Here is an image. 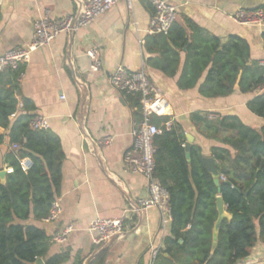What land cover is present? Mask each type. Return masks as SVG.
Instances as JSON below:
<instances>
[{
	"label": "crops",
	"instance_id": "1",
	"mask_svg": "<svg viewBox=\"0 0 264 264\" xmlns=\"http://www.w3.org/2000/svg\"><path fill=\"white\" fill-rule=\"evenodd\" d=\"M168 1L177 8L176 23L187 28V20H192L223 42L231 35L239 36L249 43L254 61L264 59V27L240 25L233 20L240 10L264 6V0ZM74 13L72 0H4L0 6V56L29 45L39 19L46 15L61 19ZM153 14V7L144 0L136 1L132 11L119 3L89 27L72 36H58L50 46L35 52L24 66L23 95L34 103L37 115L48 118L50 130L59 136L65 153L62 192L57 199L62 206L61 217L56 222L32 223L52 238L58 231L74 227L66 243L53 242L49 251V256H53L70 250L69 264L78 253L82 254L84 264H91L103 250L107 251L104 264H151V249L161 244L164 247V240L171 235L172 222L157 209L140 216L130 213L125 237L111 244H95V235L88 231L95 219H119L132 204L149 197L147 181L125 172L124 153L132 146V132L140 122L137 108H132L125 96L110 85V75L118 66L130 71L145 69L150 82L163 96L166 114L161 116L181 123L186 134L193 137L192 145L202 148L204 157H211V148L219 144L206 139L194 125V113H209L211 119L236 115L256 129L264 125V119L247 107L258 96L256 92L237 91L229 97L205 99L199 94L204 78L197 87L181 90L178 80L185 62L184 52L175 77L147 63L157 57L146 48ZM91 48L99 50L102 60L98 73L91 72L92 62L87 56ZM18 99L21 102V97ZM85 129L92 140L111 138V146L98 151V155L92 153ZM10 150L7 138L0 146L1 159ZM4 170L10 171L7 166ZM239 264H264V242H258L250 256Z\"/></svg>",
	"mask_w": 264,
	"mask_h": 264
},
{
	"label": "trees",
	"instance_id": "2",
	"mask_svg": "<svg viewBox=\"0 0 264 264\" xmlns=\"http://www.w3.org/2000/svg\"><path fill=\"white\" fill-rule=\"evenodd\" d=\"M186 24L187 28L175 23L168 35H149L147 51L157 57L147 63L175 77L184 52L178 86L190 90L204 78L199 94L205 99L225 98L237 91L253 93L263 84L264 69L252 59L245 39L231 35L223 42L192 20ZM21 73L24 67L0 73V146L7 138L11 144L3 159L0 155V264H36L39 258L45 264H69L70 250L49 256L53 238L32 223L45 221L61 195L65 153L52 130L31 129L36 107L23 95ZM18 97L23 104L20 111ZM125 98L137 108L138 122H142L140 97ZM247 107L264 119V94ZM191 119L206 139L219 144L211 148L210 156L216 161L220 185L206 169L200 146L192 145L187 159L183 125L169 116L152 115L151 123L161 130L154 138V177L170 195L172 214L171 235L164 240L155 264H239L258 242H264V125L256 129L236 115L211 119L202 112ZM25 160L31 161L27 171L22 166ZM4 166L12 169L5 181L1 177ZM218 197L232 218L222 222L215 239ZM106 259L103 250L91 264H104ZM71 264H84L82 254Z\"/></svg>",
	"mask_w": 264,
	"mask_h": 264
},
{
	"label": "built area",
	"instance_id": "3",
	"mask_svg": "<svg viewBox=\"0 0 264 264\" xmlns=\"http://www.w3.org/2000/svg\"><path fill=\"white\" fill-rule=\"evenodd\" d=\"M75 5V13L65 16L61 19H52L48 15L39 19L34 25L32 42L24 47L9 51L0 56V73L7 70H18L30 63L32 55L42 48L50 46L55 39L66 34L72 36L83 28L89 27L99 17L108 13L119 3H124L132 11L134 3L138 0H72ZM149 3L154 14L151 19L150 35H168L173 25L177 22V8L168 0H144ZM4 0H0L2 6ZM233 20L240 25H255L264 27V9L257 8L253 10H240L234 16ZM87 56L91 60V72L98 73L102 70V60L97 48H91L87 51ZM260 66L264 69V59L260 61ZM25 73H21L19 79L22 80ZM80 83V80L76 78ZM110 85L123 96L138 95L140 97L141 111L143 121L135 126L132 132L133 144L124 153L123 162L125 172L142 176L148 184L149 197L141 199L132 204L131 209L119 219H95L89 226L88 231L95 235V244L107 245L114 241L121 240L126 235L125 223L130 213L140 216L142 213L157 209L160 214L172 222L170 195L155 179V147L154 138L161 133L160 128L151 123V116H161L166 114L163 107V96L159 89L150 82L146 71L141 68L136 71H130L124 66H118L110 75ZM258 95L264 94V82L256 91ZM23 104L20 102L18 110H22ZM17 114L12 116L16 119ZM84 125V124H83ZM171 123L167 124L170 127ZM30 127L34 131H45L50 129L48 118L42 115H36L30 122ZM86 139L90 145V151L98 155V151L111 146L112 139L104 138L102 140H92L85 129ZM14 150L18 146L12 147ZM28 160L22 162L23 169L27 171L31 164ZM30 161V160H29ZM12 172L10 169L9 173ZM224 179V178H223ZM62 214V206L59 200L53 203L51 213L45 220L47 223L56 222ZM74 231L72 225L58 231L53 242L64 244L69 235ZM163 244L153 247L150 251L151 264H155Z\"/></svg>",
	"mask_w": 264,
	"mask_h": 264
},
{
	"label": "water",
	"instance_id": "4",
	"mask_svg": "<svg viewBox=\"0 0 264 264\" xmlns=\"http://www.w3.org/2000/svg\"><path fill=\"white\" fill-rule=\"evenodd\" d=\"M193 141H194L193 137L191 135L187 134V144L185 145V150H186V157L188 160H190V158H191V147H192ZM27 162H28V164H31V161L28 160ZM203 163H204L206 169L208 170V172L210 174H212V176L214 177L215 184L217 186H219L220 185V181H219L220 175H219V171L217 170L215 159L213 157H204ZM6 174H7V171H5V170L1 173V177H2L3 181H5ZM217 205H218V211H219V218H218V221L215 225V230H214V238L215 239H217V237H218V233H219L220 226H221L222 222L225 219H231L232 218V216L230 214H228L226 211L225 203H224V200L222 197H218ZM36 264H45V262L42 258H39V259H37Z\"/></svg>",
	"mask_w": 264,
	"mask_h": 264
}]
</instances>
